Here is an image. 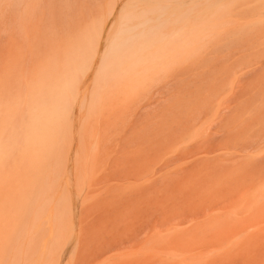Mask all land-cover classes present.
I'll list each match as a JSON object with an SVG mask.
<instances>
[{
    "label": "rangeland",
    "instance_id": "rangeland-1",
    "mask_svg": "<svg viewBox=\"0 0 264 264\" xmlns=\"http://www.w3.org/2000/svg\"><path fill=\"white\" fill-rule=\"evenodd\" d=\"M133 1L0 0V264H264V0L187 32ZM46 104L71 110L51 152Z\"/></svg>",
    "mask_w": 264,
    "mask_h": 264
},
{
    "label": "bare ground",
    "instance_id": "bare-ground-1",
    "mask_svg": "<svg viewBox=\"0 0 264 264\" xmlns=\"http://www.w3.org/2000/svg\"><path fill=\"white\" fill-rule=\"evenodd\" d=\"M135 1V2H134ZM131 4H130V7L129 9H133V8H136L137 6H140L141 4L144 5V4H147V6L149 5V2L150 3H154V4H160L161 2H166V0H134ZM208 1H211V0H167V2H171V4H175L174 7L172 8L173 9V13H170L168 15V13H162L158 16L157 19H155L154 21V25L155 24H158V26L160 27H163L167 24H171V23H175L177 24V27H181L180 29L184 30L187 32L186 30V26H190L191 23H194V22H200L202 21L204 18V15L205 14H208L207 12H205V9L204 8V4H206ZM214 1V0H212ZM230 2L231 0H227V2ZM234 0H232V2H230V5L231 3H233ZM173 2V3H172ZM225 3V4H226ZM140 4V5H139ZM170 5V3H168ZM224 4V3H223ZM221 3V5L219 6L222 7L223 5ZM229 4V3H228ZM228 4H226L227 6H224L225 8L228 7ZM169 5H164L163 6V9L162 10H166V8L168 9L169 8ZM208 5V4H207ZM218 5V4H217ZM145 6V7H147ZM206 6V5H205ZM148 8V7H147ZM212 8V7H211ZM208 9V10H211ZM214 10L217 9V7H213ZM218 8V9H219ZM152 9V8H151ZM224 9L223 7L219 9L222 10ZM227 9V8H226ZM190 11L192 12V15L194 17V19L196 21L192 22L191 21V16H189L186 12ZM217 15H219L218 13H216ZM215 15V16H217ZM207 16V15H206ZM211 16V15H210ZM213 15V17H215ZM208 17V16H207ZM210 18V17H209ZM212 18V17H211ZM208 19L207 20H212V19ZM217 19V18H216ZM206 21V20H205ZM204 22V21H203ZM207 22V21H206ZM208 23V22H207ZM203 24V23H202ZM153 25V28H155L156 26ZM198 25V24H197ZM196 26V25H195ZM211 27V25H209ZM102 27V24L101 26ZM185 27V29H184ZM198 27V26H197ZM168 28V27H167ZM207 28V27H206ZM100 29V28H98ZM187 29L189 30V28L187 27ZM191 29V28H190ZM193 29V28H192ZM101 30V29H100ZM191 32V31H189ZM210 32V31H209ZM96 33V32H95ZM207 33V32H206ZM97 36L99 37V32H97ZM194 40V39H193ZM97 41V40H96ZM128 41H131V39H128ZM114 43V40L112 41ZM190 42V41H189ZM97 42H89V41H86L85 44L83 45V47L81 48V51H74L73 54H72V51L70 52V55H73L72 57H69L66 58V55H65V58L66 59H69L68 60V64H69V69H68V72H67V75L64 77V75L62 76L61 75V80L60 82L58 81L56 84V88L58 90V93L60 95H64V96H68V98L70 99L71 101V110L72 108L74 107V103L77 99V86H78V82L80 80H82L87 72L90 70V66L92 65L93 63V60H95V58L97 57L98 54H96V49H97V45L95 44ZM108 43H110L108 40L106 41V45L105 47L103 48V51L101 52L104 56H109L111 54V51L114 50L115 48H117L116 50L119 51V53L122 55V57L124 56V49L123 48H119L118 46H113L112 44L108 45ZM94 44V45H93ZM171 45V44H168V46ZM96 46V49L95 47ZM173 46V45H172ZM182 46V45H181ZM171 47V46H170ZM172 48V47H171ZM146 49H148L149 51H153V53L156 52V50L158 49L157 46H149L147 47ZM166 49H167V46H166ZM70 50V49H69ZM72 50V49H71ZM158 51V50H157ZM68 55V54H67ZM157 58V57H156ZM158 59V58H157ZM101 58H99V63H98V66H97V69L96 71L98 72L99 70H104L106 69L105 65H102V62H101ZM62 63V62H61ZM64 63H67V62H64ZM155 65V64H154ZM66 66V65H65ZM159 66V65H158ZM142 67V65H141ZM63 68V67H62ZM95 72V73H97ZM64 74V73H63ZM50 75H52V73H50ZM54 75V74H53ZM59 75V74H58ZM99 75V74H98ZM96 76V75H95ZM52 77V76H51ZM58 77V76H57ZM63 77V78H62ZM60 78V77H59ZM54 80V79H53ZM117 80V79H116ZM50 81V80H49ZM52 81V80H51ZM50 81V82H51ZM63 81H67V82H70L71 83V86L66 89L65 86L62 84ZM108 81V79L106 80ZM115 81V80H114ZM120 81V79L118 80ZM104 82H105V79H104ZM110 82V81H108ZM54 83V82H53ZM107 83V82H105ZM44 88V87H42ZM44 91V90H43ZM44 93V92H43ZM46 93V92H45ZM44 93V94H45ZM40 95H43V94H40ZM35 96V95H34ZM37 97V96H36ZM35 97V98H36ZM42 98V97H41ZM40 98V99H41ZM38 99V100H40ZM45 98H43L44 100ZM37 100V99H36ZM41 102V101H40ZM86 102L89 103L88 104V108H91L89 107L90 105V102L86 101L85 98H82L81 100V103H80V107L81 109L82 108H85L86 107ZM47 103V102H46ZM43 104H41L42 106ZM47 108L48 107H52L53 108V111L50 115V118L48 119L47 123L45 124V127L42 128V131L41 133L43 134H39L38 136V139H37V143H41L43 142V139L45 138V136L47 138H49L52 143L50 145V152L52 151L53 148H55V145L57 143V140L59 139V136L61 133L63 134V132H61L64 128V127H67L69 125V117H70V111L71 110H68V111H65L61 106H57L56 104H52V105H48L46 104ZM40 107V106H39ZM87 109V108H86ZM38 110V109H37ZM41 110V109H40ZM45 109H43L44 111ZM90 111V109H89ZM92 111V110H91ZM47 111H45L46 113ZM41 114V113H39ZM40 117H43V116H40ZM65 131V130H63ZM22 132V131H21ZM65 133V132H64ZM42 145V144H41ZM40 145V146H41ZM10 148V147H9ZM43 148H46L45 145H43ZM55 153V152H54ZM56 159V158H55ZM55 210V209H54ZM67 212H63V213H60L61 217L62 218H65L67 217Z\"/></svg>",
    "mask_w": 264,
    "mask_h": 264
}]
</instances>
